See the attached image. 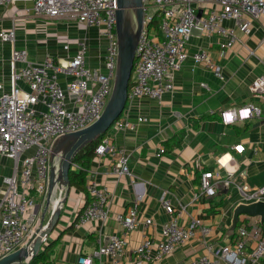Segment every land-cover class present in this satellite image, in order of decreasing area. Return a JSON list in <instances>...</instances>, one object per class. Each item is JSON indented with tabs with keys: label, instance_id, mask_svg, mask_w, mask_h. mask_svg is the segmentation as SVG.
Returning <instances> with one entry per match:
<instances>
[{
	"label": "crops",
	"instance_id": "crops-1",
	"mask_svg": "<svg viewBox=\"0 0 264 264\" xmlns=\"http://www.w3.org/2000/svg\"><path fill=\"white\" fill-rule=\"evenodd\" d=\"M223 24L234 28L237 39L223 57L219 56L221 38L194 32L187 47L189 57L173 73V90L160 101L140 97L126 105L121 117L133 123L134 128L110 131L109 151L100 157L93 154L89 166L88 174L106 192L107 219L78 225L77 215L87 195L85 190L71 186L59 221L42 246L43 250L50 246L42 264H79V257L92 256L100 244L122 234L117 217L134 204L139 223L127 235L121 264H132L134 251L145 236L154 243L161 240L162 227L171 219L162 207L163 199L169 201L178 225L199 221L210 230L207 235L196 232L186 244L161 259L154 258L153 249L152 259L146 264H189L195 257L210 256L209 246L233 243L242 224L252 227L261 223L259 217L240 215L232 229L234 209L241 203H251L243 199L239 188L249 193L264 188V100L252 96L249 89L256 78L264 77V18L251 23L248 35L235 28L232 20ZM11 29L15 32L14 43L0 41L3 91L10 88L13 47L25 49L30 61L41 62L47 55H73L77 43L84 39L86 65L104 70L106 42L98 28L47 22L35 17L31 2L18 1L0 4V32ZM64 43L70 47L68 53L62 48ZM199 50L220 66L221 77L194 63L192 55ZM61 83L64 86L63 79ZM250 104L259 108L258 116L246 118L240 113L241 119L222 121L221 112ZM238 145L243 146L241 153L234 150ZM118 152L127 156L128 174L114 171ZM32 153L30 150L26 155ZM14 169L13 160L0 155V201L6 188L3 179L11 176ZM204 171L214 172L219 179L213 192L207 194L200 192V175ZM45 200L46 197L35 199V213L40 220ZM147 219L152 221L150 225L145 224ZM109 261L101 256L93 258L91 264ZM215 264L224 263L216 260Z\"/></svg>",
	"mask_w": 264,
	"mask_h": 264
},
{
	"label": "built area",
	"instance_id": "built-area-1",
	"mask_svg": "<svg viewBox=\"0 0 264 264\" xmlns=\"http://www.w3.org/2000/svg\"><path fill=\"white\" fill-rule=\"evenodd\" d=\"M18 1L32 4L35 17L45 21H69L84 28H98L99 35L106 42L103 69H91L86 65L87 42L77 43L73 55L55 58L47 55L41 62L28 59L25 49L10 51V88L3 91L0 83V155L15 163L14 173L3 179L5 192L0 201V260L5 256L26 249L41 220L35 213V199H45L47 194L50 157L55 142L62 136L85 129L101 115L108 101L114 82L117 46L115 32V0H0L8 5ZM143 5V28L138 40L127 104L136 98L148 97L160 101L162 96L173 90V73L180 70L189 57L188 43L194 32L215 35L222 39L219 56L235 43L234 28L224 26V21H234V27L250 34L253 21L264 18V0H141ZM0 41L14 43L13 29L0 32ZM264 41V38L262 39ZM68 53L70 47L63 44ZM195 64L221 77V68L209 55L199 50L192 55ZM63 79L64 86L61 83ZM254 97L264 100V77L256 78L249 87ZM243 109L250 116H258V107L250 104L221 112L224 123L231 114V122L241 119ZM142 121V119H138ZM134 128V124L121 116L94 148V155L100 157L110 149V131ZM240 146V145H238ZM238 146L234 150L238 153ZM33 150V153L26 155ZM163 152V150H161ZM115 157V155H113ZM114 171L128 174L127 156L118 152ZM220 163V161H219ZM79 166L72 164L71 170ZM219 182L217 175L204 171L200 175L201 194L213 192ZM227 184V183H226ZM87 199L77 215L78 225L89 221L104 222L108 216L107 195L88 174L85 183ZM243 199L249 202L264 201V188L248 192L239 188ZM163 209L171 219L163 225L161 240L154 243L144 237L134 251L132 264H146L172 254L176 248L186 244L196 232L204 235L209 228L199 221L180 226L169 201H161ZM122 234L111 236L108 243L99 247L90 257H79V264H91L93 258L105 256L108 264H121L127 242V235L139 223L137 204L125 214L117 217ZM150 225L152 221H144ZM210 256L195 257L189 264H264V222L237 228L236 238L227 245L209 246Z\"/></svg>",
	"mask_w": 264,
	"mask_h": 264
},
{
	"label": "water",
	"instance_id": "water-1",
	"mask_svg": "<svg viewBox=\"0 0 264 264\" xmlns=\"http://www.w3.org/2000/svg\"><path fill=\"white\" fill-rule=\"evenodd\" d=\"M115 7L117 59L110 97L94 123L83 130L66 134L55 142L50 157L41 226L26 249L5 256L0 260V264H28L43 251L42 246L56 227L68 199L71 189L69 173L74 159L83 149L104 137L126 108L136 49L143 28L144 11L141 0H115ZM47 213L49 215L45 221ZM240 215L259 217L263 223L264 201L237 205L233 212V230Z\"/></svg>",
	"mask_w": 264,
	"mask_h": 264
},
{
	"label": "trees",
	"instance_id": "trees-1",
	"mask_svg": "<svg viewBox=\"0 0 264 264\" xmlns=\"http://www.w3.org/2000/svg\"><path fill=\"white\" fill-rule=\"evenodd\" d=\"M100 139L93 144L89 145L85 149H83L76 158L74 159V163L79 166L77 171H70L69 179L72 187H75L77 190L84 191L86 178L89 172V166L91 162V158L93 156L94 148L98 144ZM50 248L47 247L43 251H41L34 259H32L28 264H42L47 259V251Z\"/></svg>",
	"mask_w": 264,
	"mask_h": 264
},
{
	"label": "clouds",
	"instance_id": "clouds-1",
	"mask_svg": "<svg viewBox=\"0 0 264 264\" xmlns=\"http://www.w3.org/2000/svg\"><path fill=\"white\" fill-rule=\"evenodd\" d=\"M241 116H242V117H248V116H249V110H248V109H243V110L241 111ZM232 119H233V117H232L231 114H227V115H226V122H231ZM238 150H242V149L240 148V146H238ZM85 264H89V262L85 261Z\"/></svg>",
	"mask_w": 264,
	"mask_h": 264
},
{
	"label": "rangeland",
	"instance_id": "rangeland-1",
	"mask_svg": "<svg viewBox=\"0 0 264 264\" xmlns=\"http://www.w3.org/2000/svg\"><path fill=\"white\" fill-rule=\"evenodd\" d=\"M47 22H51V23H53V24H57V23H63V22H65V23H69L68 21H47ZM73 24V23H72ZM75 24V23H74ZM38 219L40 220V218L38 217Z\"/></svg>",
	"mask_w": 264,
	"mask_h": 264
}]
</instances>
